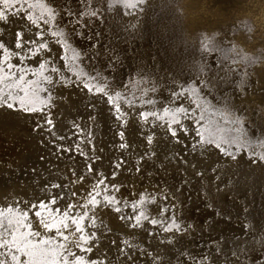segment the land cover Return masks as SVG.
<instances>
[{"label": "rangeland", "instance_id": "rangeland-1", "mask_svg": "<svg viewBox=\"0 0 264 264\" xmlns=\"http://www.w3.org/2000/svg\"><path fill=\"white\" fill-rule=\"evenodd\" d=\"M192 1L194 0H146L139 14H134V18L125 16L123 13L126 9L119 4L113 3L112 8L109 9V0L104 2L101 0L102 16L93 19L91 26L83 29L84 37L88 36V40L79 36H73L71 39L73 46L82 53L84 63H81V68L91 78L96 79V83L106 84L110 94H112L111 89L121 92L122 97L127 92L129 100L132 99V92L137 93V98L133 101L134 107L126 104L123 99L120 102L122 110L127 114V123L123 128L125 140L130 146L127 154L115 148V145L121 142L116 134L119 125L110 114V105L103 94H88L86 90L80 91L74 87L63 89L61 94L66 99L57 101V107L52 110L51 118L55 122L54 130L58 134L70 136L69 121L79 119L81 127L87 128L90 125L89 117L95 115L96 121L91 123V131L95 154L101 159L92 165L93 169H99L108 176L110 184L123 185L117 193L118 197L131 201L137 199L145 190L155 192L158 199L156 204L151 206L153 213L164 203L159 198L161 188L166 187L175 191L176 186L186 175L190 183L182 191L176 192L178 197L176 203L185 221L193 223L194 228L180 238V243L192 253L207 251L208 264H224L223 254H216V245L212 243L220 240L221 237L225 238L221 245L223 250L229 248L239 250L253 245L258 247L264 245V231H261L264 227V162L253 161L244 152H241L234 161L222 157L219 150L215 149L204 156L199 153L192 154L185 147V145L190 146L192 142L191 120H182L189 129L187 135L180 131L179 125L173 126L177 129L176 138L167 131V125L161 127L160 122H157L155 127L143 125L138 114L153 105L141 103L139 88L143 87L141 84L143 82L155 89V93H149L144 99L155 96L157 103L154 107L157 111L163 107L179 106L184 103L179 98L176 105L168 103L169 94L173 89L182 85L197 87L201 76L205 79L214 78L217 74L215 59H219L232 65L240 74L241 80L236 87L229 83L226 87L217 88L218 95H212L213 101L222 97L225 92L229 93L228 115L239 116L243 125L251 127L252 135H255V130L259 129L260 139L264 140V103H259L255 99L245 104L239 102L240 98L248 93L253 97H255L254 92L264 93V83L259 78L262 72L264 73V30L255 27L249 18L253 13L244 9L225 18L215 27L191 32L187 29L189 19L187 11ZM96 2L97 0H91L89 10L95 7ZM72 3L79 12L76 0H72ZM57 19L59 23H66L63 16ZM89 19L85 16L82 22L87 24ZM0 27H5L7 34V26L0 23ZM65 31L68 29L66 28ZM52 47L58 57L60 48L56 45ZM213 55L216 57H211ZM91 56L92 60L89 62L87 57ZM36 59L38 60L39 57ZM30 63L35 64L36 60ZM138 64L143 66V70L137 69ZM229 80L235 81V75H230ZM185 95L187 96V93ZM90 105H94V108ZM34 127L33 118L13 113L11 110L8 112L0 110V133H2L0 188L8 184L12 186L0 190V196L7 193L28 198L25 193L31 195L33 191L30 189L32 176L30 169L46 168L49 162L56 163L65 170L70 180L73 179L65 166V161H69L71 154L62 153L64 160L56 161L51 156L55 148L46 138L48 134L33 131ZM149 134L154 136L152 148L156 152V157L152 162L143 161L141 170L137 173L136 158L148 148L144 136ZM76 139L77 137L73 136L71 139L55 141V143L67 146ZM176 139L180 143H177ZM19 142L23 144L14 149L13 144ZM84 148L86 151L89 150L86 142ZM256 151L264 152V144H259ZM177 153L188 163L184 164L179 159H165ZM41 156L48 159L41 160ZM117 158H123L125 163L113 180L111 179L112 162ZM8 164L12 167L9 168ZM159 164H163L164 167H158ZM193 164L195 168L192 167ZM216 164H219L220 170L214 174L211 169ZM71 165L75 167L79 176L84 168V160L76 155ZM26 169L29 170L28 174L25 173ZM197 171H203L204 175L197 176ZM217 174L220 176L218 181L213 179ZM92 175H95V171ZM89 179L86 177L83 184L76 185L73 190L83 191ZM66 182L62 181V183ZM201 192L205 194L204 197L200 195ZM205 198L227 212L231 220L213 219L211 225L205 228V221L209 217H214V212L209 211L205 206ZM125 214H130V210H126ZM120 215L110 209L101 212L111 232L98 233L101 236L100 248L111 249L109 253L111 255V252L120 246L121 238L130 235L133 231H137L138 241L149 250L158 246L156 243L149 244L147 234L142 230L127 228L118 219ZM245 225L250 227L246 230ZM85 226L87 227V222ZM145 227L149 225L145 223ZM113 239L116 241L115 246L111 245ZM165 247L159 245L161 251ZM97 251L98 249H94L91 256L95 257ZM137 264H150V261L144 257Z\"/></svg>", "mask_w": 264, "mask_h": 264}, {"label": "snow or ice", "instance_id": "snow-or-ice-1", "mask_svg": "<svg viewBox=\"0 0 264 264\" xmlns=\"http://www.w3.org/2000/svg\"><path fill=\"white\" fill-rule=\"evenodd\" d=\"M76 3L79 12L72 0H0V23L7 26V34L6 28L0 27V110H11L33 118V131L48 134L46 138L55 148L51 156L56 161L64 160L62 153L71 154L65 166L73 177L70 180L64 169L49 162L46 168L30 169L33 191L31 195L25 193L28 198L7 193L0 196V264H137L144 257L148 258L150 264H208L207 251L192 253L180 243V238L194 228L193 223L185 221L176 203V192L182 191L190 183L186 175L175 191L161 188L159 198L164 203L153 213L151 206L158 199L155 192L145 190L131 201L118 197L117 193L123 185L110 184L108 176L99 169H93L92 165L101 159L95 154L91 131V123L96 121L95 115L89 117L90 125L87 128L81 127L79 119L69 121L70 136L60 135L54 130L52 110L57 107V101L66 99L61 94L62 90L74 87L80 91L86 90L88 94H103L107 98L110 114L119 125L116 134L121 142L115 148L127 154L130 147L123 131L127 114L120 102L123 99L134 107L137 93H131V100L127 92L122 97L121 92L111 89L110 94L106 84L96 83V79L81 68V63H84L82 53L73 46L71 39L79 36L88 40V36L84 37L83 29L90 27L93 19L102 16L103 3L97 0L91 10L88 8L91 0H76ZM113 3L126 9L123 13L125 16L134 17V14H139L146 0H109V9ZM61 16L66 19V23L58 22L57 18ZM85 16L90 18L87 24L82 22ZM66 28L68 31H65ZM52 45L60 48L58 57ZM33 60H36L35 64L30 63ZM87 60L90 62L92 56L87 57ZM215 63L217 74L214 78L205 79L201 76L197 87L182 85L174 88L169 94L168 103L176 105L178 98L184 103L163 107L160 111L154 107L157 103L155 96L144 99L149 93H155V89L141 82V103L153 107L140 112L139 120L147 127H155L157 122H160L161 127L167 125V131L173 138L177 137V129L173 126L179 125L180 131L187 135L189 129L182 120H191L192 142L185 147L192 154L204 156L215 149L219 150L222 157L234 161L244 152L249 159L264 162V152L256 151L259 144H264V140L260 139V130L256 129L255 135H252L251 127L243 125L239 116L228 115L229 93L225 92L215 101L212 99V95L217 94V88L226 87L229 83L236 87L241 80L232 65L219 59H215ZM230 75H235L236 80L230 82ZM90 107L94 108V105ZM73 136L77 139L71 145L55 143ZM144 139L148 148L136 158L137 173L143 161L152 162L156 157L152 148L153 134L144 136ZM85 142L89 145L88 151L84 148ZM176 142L180 143L178 139ZM76 155L84 160V168L79 176L71 165ZM40 159L48 158L41 156ZM165 159H179L184 164L188 163L179 153ZM124 163L123 158L112 162L111 179L116 178ZM157 166L164 167L163 164ZM8 167L12 165L8 164ZM192 167L195 168V164ZM219 170L220 166L216 164L211 172L216 174ZM28 171L26 169L25 173L28 174ZM94 171L95 175H92ZM196 175L202 177L204 173L197 171ZM86 177L90 179L84 185V190H73L76 185L83 184ZM213 179L218 181L220 176L214 175ZM200 195L205 196L203 192ZM205 206L214 212V217L205 221V228L211 225L213 219L231 220L227 212L207 198ZM105 209L120 213L118 219L127 228L142 230L147 234L148 243L158 246L149 250L138 241L137 231H133L121 238L120 246L110 255L111 249L100 248L101 236L98 235L100 232H111L101 216ZM126 210H130V214H125ZM244 210L246 212L247 208ZM145 223L149 227L146 228ZM248 227L250 225H245L246 230ZM261 231H264V227ZM224 239L221 237L212 242L216 245V254H223L224 264H264V245L223 250L221 245ZM111 245H116L114 239ZM159 245L166 247L161 251ZM94 249L98 251L92 257Z\"/></svg>", "mask_w": 264, "mask_h": 264}, {"label": "bare ground", "instance_id": "bare-ground-1", "mask_svg": "<svg viewBox=\"0 0 264 264\" xmlns=\"http://www.w3.org/2000/svg\"><path fill=\"white\" fill-rule=\"evenodd\" d=\"M190 4V3H189ZM244 9L250 13H257V6L255 0H194L188 7V24L187 29L191 32L200 29H209L219 25V23L230 15L240 13ZM138 70H143L141 64L137 65ZM258 77V76H257ZM261 82L264 83V73L259 77ZM255 97L250 93L243 95L239 102L245 104L251 99H255L259 103H264V93L258 94L256 92ZM2 135V133H0ZM2 140V138H1ZM23 143L13 144L14 149ZM12 187L11 184L6 185L4 188ZM30 188V186H27ZM32 189V187L30 188ZM27 191V190H26ZM29 192V191H27Z\"/></svg>", "mask_w": 264, "mask_h": 264}, {"label": "clouds", "instance_id": "clouds-1", "mask_svg": "<svg viewBox=\"0 0 264 264\" xmlns=\"http://www.w3.org/2000/svg\"><path fill=\"white\" fill-rule=\"evenodd\" d=\"M257 13L251 14L250 19L255 27L259 30H264V0H255Z\"/></svg>", "mask_w": 264, "mask_h": 264}]
</instances>
